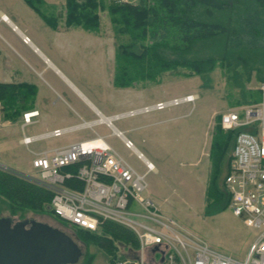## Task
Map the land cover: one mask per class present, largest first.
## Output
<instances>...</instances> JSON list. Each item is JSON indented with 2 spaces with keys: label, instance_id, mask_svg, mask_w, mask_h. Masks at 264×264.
<instances>
[{
  "label": "rangeland",
  "instance_id": "rangeland-1",
  "mask_svg": "<svg viewBox=\"0 0 264 264\" xmlns=\"http://www.w3.org/2000/svg\"><path fill=\"white\" fill-rule=\"evenodd\" d=\"M137 1L127 0L131 3ZM117 2L118 0H96L99 4L96 10L98 15L96 31L86 32L79 27H71L67 32L55 35L31 9L25 8L15 0H5L2 6L9 11L6 12L9 21L28 38V42H22L20 35L6 22L0 23V35L22 56H25L22 49L29 47L28 43L37 41L41 45H38L40 50L44 52L45 49L50 54L47 53L51 62L68 75L76 89L95 105L103 116L122 113L156 101L195 95L193 101L136 113L114 120L112 124L125 139L131 141L135 150L154 164V171L148 172L145 176L147 184L145 193L160 212L199 236L210 247L241 259L254 235V229L245 226L241 218L234 216L228 205L208 215H204L203 206L204 191L212 171L209 153L217 124L216 116L227 108L261 99L254 88L257 82L253 73L242 86L246 93L245 99L241 98L240 89L230 84L226 86L225 79L230 71L226 72L219 63L209 72L188 76L183 74L187 70L180 67L173 72L157 68L152 81L136 80L131 81L128 86H114L112 81L117 46L123 47L129 42L128 35L118 31V24L112 20L108 11L109 6ZM42 9L47 14L57 15L58 22L63 20V3L43 4ZM19 41L22 43L21 46L16 44ZM1 43L4 45L2 41ZM202 54L207 55L208 51L202 50ZM15 64L18 66L20 63L15 60ZM0 70V80L8 78L9 75L6 76L2 68ZM59 93L82 119L88 121L97 116L78 94H71L65 87L60 89ZM52 98L51 92L40 86L38 102L34 105L39 108ZM59 112L63 119H68L63 124L79 122L76 115L67 108H62ZM38 120L37 124L26 127L27 134L50 129L54 122L61 119L59 117L42 119V116H39ZM14 124L17 125V119L4 121L0 117V163L26 174L30 172L31 154L25 146L17 144L20 130ZM93 129L97 134L105 136V141L133 168L138 172L144 171V161L137 158L133 148H126L119 136L110 135L112 132L110 127L98 124ZM92 135L88 129L75 130L59 137L35 142L29 149L59 146ZM227 156L229 157V152ZM225 164L221 166L218 182H221L225 174ZM221 188L225 191L223 184ZM0 216L8 217L12 222L32 220L57 227L72 237L80 248L81 255L76 264L80 262L84 253L93 254L91 264H108V255L105 252L94 244L84 245L69 228L55 222L50 213H34L29 210L11 213L8 209L2 208ZM115 245V252L119 255L122 244Z\"/></svg>",
  "mask_w": 264,
  "mask_h": 264
},
{
  "label": "built area",
  "instance_id": "built-area-1",
  "mask_svg": "<svg viewBox=\"0 0 264 264\" xmlns=\"http://www.w3.org/2000/svg\"><path fill=\"white\" fill-rule=\"evenodd\" d=\"M21 39L28 42L25 36ZM256 89L259 101L227 108L221 111L218 121L223 131L238 130L223 178L228 206L234 216L255 231L241 259L210 247L161 213L145 193V176L154 171V166L140 152H135L144 161V171L138 172L105 141V136L93 129L98 124L110 127L109 134L119 136L124 146L132 149L131 141L113 127L112 121L189 102L190 95L110 116L95 112L97 116L91 120L80 118L75 125L35 134H27L26 127L37 121L38 111H22L19 143L31 154L30 172L22 174L1 163L0 170L48 190L47 209L68 228L99 233L100 223L109 221L129 230L136 244L121 243L120 254H116L112 264H264V83H259ZM81 129H88L93 135L52 149H29L34 142ZM71 181L74 184H66Z\"/></svg>",
  "mask_w": 264,
  "mask_h": 264
},
{
  "label": "trees",
  "instance_id": "trees-1",
  "mask_svg": "<svg viewBox=\"0 0 264 264\" xmlns=\"http://www.w3.org/2000/svg\"><path fill=\"white\" fill-rule=\"evenodd\" d=\"M23 1L50 28H56L58 16L45 13L42 0ZM63 6L65 28L79 27L88 32L98 29L96 0H64ZM108 11L118 24V31L129 37L124 48L117 46L112 81L116 87L128 86L136 80L152 81L157 68L173 72L180 67L187 70L183 74L188 76L209 72L218 63L226 72L230 71L226 86L240 89L241 98L245 99L242 86L252 73L256 81L264 83V0H138L136 3L118 0ZM202 50L208 54L203 55ZM33 95L31 85L0 82L1 118L15 120L29 106ZM216 119L209 153L212 171L204 191V215L228 205L229 195L221 186L238 131H223L218 123L219 115ZM224 164L221 184L218 178ZM66 184L70 186L74 182ZM49 199L48 190L0 170V211L6 208L11 213L29 210L51 214L47 209ZM55 222L68 228L56 218ZM100 224L99 233L69 229L84 245L91 243L105 252L108 264H112L116 257L115 243L135 246V237L115 223L102 221ZM92 259L93 254L84 253L78 264H91Z\"/></svg>",
  "mask_w": 264,
  "mask_h": 264
},
{
  "label": "crops",
  "instance_id": "crops-1",
  "mask_svg": "<svg viewBox=\"0 0 264 264\" xmlns=\"http://www.w3.org/2000/svg\"><path fill=\"white\" fill-rule=\"evenodd\" d=\"M4 1L5 0H0V15H4L5 19L0 18V23L1 22L8 23L10 25V27L14 31H16L21 37L22 34L18 31V29L16 28V25L12 24L9 21V18L7 16V13H6L9 11L2 6ZM15 1L18 2L20 5H23L25 8L31 9L34 12V10L32 8H30L23 0H22V2L26 6L19 0H15ZM42 1L44 2V4H58V3L64 4V2H62V0H42ZM34 13L40 18L41 21L44 22V20H42V18L36 12H34ZM62 22L63 21L57 22V26L55 29L51 28V30L54 31L55 35L60 34V32H67L68 31L67 29H69V28H65L63 26ZM61 26H63L64 28H62ZM71 32H73V31H71ZM86 32H88V31H86ZM1 41L4 43V45H2ZM16 44L17 45L20 44L18 46H21L22 43L19 41V43H16ZM28 44H29L30 48L25 47V49H22V53L25 55V56H22L11 44H9L3 38V36L0 35V68H2V70L5 71L4 73L6 74V76L9 75L8 78H2L0 80V82L13 83V84H18V83L28 84V85H31L34 89V95L31 98H29V106H25L26 108L21 110L20 113L18 114V116L16 117L17 125H15V124L14 125L18 126L19 130H20V114L22 111H25L28 109H36L38 111V115L36 117L37 121L34 124L38 123L39 116H42V119H44L46 117H52V118L59 117V119H61L60 121L54 122L52 128L46 129L44 131L51 130L54 128H59V127L71 126V125H75V124L79 123V122H77V123H73V124H63L68 119H63L61 117V114L59 111L62 108H67L69 111L73 112L79 120L81 118V116L72 108V106L69 103H67L62 98V96L60 95L59 90L64 88V87L68 88V90L71 94H76V95L78 94L79 97L81 99H83V101L91 108V110L93 112L100 113L98 108L95 105H93L92 103H90V101H88L85 96H82V93L76 89V87L74 86V84L72 83V80L68 77V75L64 74L60 70V68L55 65V63L51 62L50 58L48 57L49 53L45 49H44V52H42L40 50L39 46H41V45L37 41L33 42V43L30 42ZM15 60L20 63L18 66L15 64ZM21 64H24L25 67L22 66ZM0 72H1V70H0ZM254 80L256 81L255 78H254ZM256 82H257V84L254 88L258 94L259 91L256 89V87L259 83H263V82H258V81H256ZM40 86H44V88L46 90H49L51 92V94L53 95V98L50 99L46 104L40 105V107L38 108L34 104H35V102L36 103L38 102L37 97L39 96V87ZM245 103H249V102H245ZM4 121H9V120H4ZM40 132H43V131H40ZM40 132H37V133H40ZM32 134H35V133H32ZM19 138L17 139V144L22 146V144L19 143ZM63 145H65V144H63ZM63 145H59V146H63ZM54 147H58V146L43 147L41 149H52ZM37 150H40V149H37ZM134 151L139 152L135 149H134ZM146 160L149 161L152 165H154L150 160H148V159H146Z\"/></svg>",
  "mask_w": 264,
  "mask_h": 264
},
{
  "label": "water",
  "instance_id": "water-1",
  "mask_svg": "<svg viewBox=\"0 0 264 264\" xmlns=\"http://www.w3.org/2000/svg\"><path fill=\"white\" fill-rule=\"evenodd\" d=\"M80 255L72 237L57 227L0 216V264H76Z\"/></svg>",
  "mask_w": 264,
  "mask_h": 264
},
{
  "label": "bare ground",
  "instance_id": "bare-ground-1",
  "mask_svg": "<svg viewBox=\"0 0 264 264\" xmlns=\"http://www.w3.org/2000/svg\"><path fill=\"white\" fill-rule=\"evenodd\" d=\"M189 95H190V98H188L187 100L192 101L195 98V95H192V94H189Z\"/></svg>",
  "mask_w": 264,
  "mask_h": 264
}]
</instances>
